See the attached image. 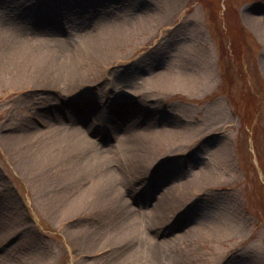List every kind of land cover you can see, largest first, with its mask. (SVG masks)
Returning <instances> with one entry per match:
<instances>
[{
	"label": "rangeland",
	"instance_id": "1",
	"mask_svg": "<svg viewBox=\"0 0 264 264\" xmlns=\"http://www.w3.org/2000/svg\"><path fill=\"white\" fill-rule=\"evenodd\" d=\"M71 2L81 8L88 27L63 9ZM247 12L264 15V0H0L3 32L31 40L40 33L53 51L73 52L104 34L105 27L150 22L115 45L117 57L105 69L85 66L82 76L65 75L40 89L0 79V264H117L123 255L118 264H264V43L244 23ZM195 39L202 43L199 48H193ZM197 51L211 70L201 85L153 84L161 72L178 73L196 63ZM247 85L258 94L251 89V97L246 95ZM234 108L254 123L261 160L249 146L247 122H240ZM112 116L121 127H145V134L159 136L163 127L178 126L193 128L197 137L193 143L182 141L142 175H126L115 194L128 199L139 222L125 243L92 251L81 242L88 235L70 231L105 230L107 218L62 217L61 202L51 199L77 194L78 185L66 176L64 182L49 176L42 191H53L45 199L35 172L21 167L19 149L47 125L56 126V120L66 124L75 118L73 124L83 132L93 125L102 129V136L99 130L89 134L95 142L83 153L95 157L108 147L107 161L123 167L126 135L103 132H111L107 120ZM203 177L208 188L161 220L147 219L155 215L153 194L169 191L172 182L187 186Z\"/></svg>",
	"mask_w": 264,
	"mask_h": 264
},
{
	"label": "bare ground",
	"instance_id": "2",
	"mask_svg": "<svg viewBox=\"0 0 264 264\" xmlns=\"http://www.w3.org/2000/svg\"><path fill=\"white\" fill-rule=\"evenodd\" d=\"M63 9L68 15L73 16L79 25H87L81 14L83 11L76 3L71 2L69 6H63ZM86 13L84 12L85 15ZM243 19L247 27L252 28L264 43V15L247 12L243 14ZM149 25L150 22L142 24L133 22L118 28L105 27L101 30L104 34H97L102 37L93 36L81 48L73 52H64L66 49L63 48L53 51V48L49 46V41L40 33H35L36 37H33V40L31 38L24 39L23 35L18 32L11 33L8 30L9 34L5 30L3 32L0 24V79L18 88L40 89L52 85L65 75L82 76L85 66L96 65L105 69L106 64L113 62L117 57L113 51L115 45L130 36H137L139 30ZM201 44L199 40L195 39L193 48H199ZM204 56L205 54L201 51H197V55L193 57V61L196 59V63L185 66L178 73L172 70L171 72H161L153 84L160 88L170 86L174 82L189 88L198 87L207 80L209 74L211 77L210 63ZM198 60L201 62L198 63ZM74 119H70L71 123L66 124L56 120V126L47 125V128L38 131L36 140L29 138L28 141L22 143L19 149L21 167H25L26 170L32 169L35 172L38 178L36 179L37 186L40 187L39 191L46 189L43 182H48L49 176L55 182H64L62 177L65 176L69 181L76 182L78 188L75 195H62L61 198L57 194L56 198L51 199L53 190L42 191V193L44 192L45 199H51L58 205L61 202L63 207L61 216L67 220L73 221L79 216L106 217L105 230L98 231L96 229L84 233L82 228L73 227L74 231H70V234L88 235L81 241L88 250L95 251L96 248L103 249L107 246L113 248L127 241L134 231L131 228L138 224V218H140L138 212L128 206L127 198L122 197L119 193L115 194L117 185L121 183L125 185L126 175H130L132 178L142 175L164 157L163 155H171L170 152L175 147H181L182 141L193 143L197 133L193 128L186 131L182 127L174 126L169 129L163 127L159 131V136L156 133L154 135L145 134V127L128 129L127 125L119 126L113 116L109 117L107 122L113 131L105 129L103 132L113 136L114 133L118 134L119 132L126 135L122 144L123 149L128 153V158L122 167L117 165L116 160L107 161L110 158L108 151L110 148L108 147L100 150V154L95 157L85 155L83 149H88V146H93L95 142L89 134L94 130H99V136H102V129L93 125L83 132L73 124ZM79 120H84V118ZM86 122L88 123V121ZM47 123L50 122L47 120ZM136 131H138V137L134 136L137 134ZM222 150L224 155L230 154L227 142L222 145ZM119 159L118 163L122 160ZM113 162L112 166L108 165ZM53 171H55V175L51 176L54 174ZM158 178L159 181L164 182L163 174L159 173ZM201 179H193L191 181L193 183L187 186L182 182H172L170 188L168 187L169 191L164 189L161 195L153 194L155 198H153L152 205L154 204L155 215L147 219L150 221L155 218L161 220L168 215L169 211L173 212L174 208L181 207L197 191L200 192L208 188L210 184L204 182L206 178ZM126 184L128 186L130 183L126 182ZM118 189L120 190L119 187ZM138 190L139 188L134 192ZM54 192L57 193L56 189ZM129 194L132 193L129 192ZM128 197L130 198V196ZM125 257L127 255H123L121 261ZM115 262L116 260L109 264H115Z\"/></svg>",
	"mask_w": 264,
	"mask_h": 264
},
{
	"label": "trees",
	"instance_id": "3",
	"mask_svg": "<svg viewBox=\"0 0 264 264\" xmlns=\"http://www.w3.org/2000/svg\"><path fill=\"white\" fill-rule=\"evenodd\" d=\"M226 33H227V32H226ZM229 37H230V39H231L232 41H235L233 37H231V36H229ZM251 94H252L251 91L247 89V91H246V95H248L249 97H251Z\"/></svg>",
	"mask_w": 264,
	"mask_h": 264
}]
</instances>
